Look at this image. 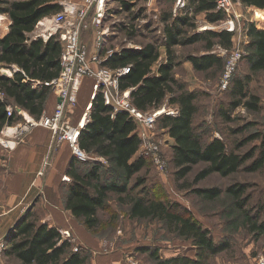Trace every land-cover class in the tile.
I'll return each mask as SVG.
<instances>
[{"label": "rangeland", "instance_id": "obj_1", "mask_svg": "<svg viewBox=\"0 0 264 264\" xmlns=\"http://www.w3.org/2000/svg\"><path fill=\"white\" fill-rule=\"evenodd\" d=\"M0 1L10 3L13 0ZM255 10L264 12V9L243 6L240 0H231L228 11L224 12V20L210 24L204 13H195V5L191 0H105L100 26L98 28L92 26L91 17H88L80 32V44L86 50L88 49L92 55H97L99 52L101 58L107 52H119L124 48L140 49L146 45H154L159 53L158 62L155 64H160L165 63L167 59L164 31L175 19H188L187 26L178 25L182 33L179 36L181 41L207 31L225 32L219 25L233 20L235 32L230 33L232 46L229 50L222 48L217 42H212L214 43L212 48L207 50V43L204 40L172 47L171 53L175 63L172 76L185 91L193 92L196 95L197 110L193 118V127L202 144L209 143L212 139H219L223 141L228 151L244 154L258 145V141L245 144L236 150L237 144L248 136L264 130V70L250 71L246 59L252 51L248 46L250 42V38L247 36L249 27L254 26L257 30L264 27V22L260 23L253 20ZM2 16L5 19L0 21V38L7 33L9 26L7 17ZM169 16L172 17V20L165 21V18ZM50 21L51 17H48V23H45L43 30L52 27ZM34 31L37 32V29L35 28ZM34 31L28 36V40L33 36ZM236 50L242 53V56L234 68L231 82L243 80L244 91L247 90L249 97H256V110L245 108L243 106L245 100H242L241 104L234 108L233 103L239 101L238 97L231 92L234 82L232 87L230 85L229 91L222 92L219 89L227 60ZM206 54L221 58V65L219 67L214 66L205 72L195 71L191 63L187 61V57H199ZM155 64L152 73L156 71L157 65ZM0 74L11 76V72L7 69H1ZM50 96H55L51 90ZM73 106L75 105L68 106L64 111L63 121L65 125L70 122V112ZM55 107L56 100L49 116L54 114ZM159 108L177 110L178 112L176 105L169 104L168 97L165 98ZM26 115V119L31 118L37 121L27 113ZM161 117L156 121L153 128L148 130L147 135L159 146V154L164 163V168L156 167L151 157L144 156L145 167L127 183L128 187H131L136 177L144 180L143 186L134 191L132 195H137L142 190L144 195L148 193L153 198L178 204L181 208L175 210L177 213L184 215L183 209H186L194 220L208 231V237L213 243L227 246L224 251L209 256L203 261L205 264H256L258 259L264 258V235L259 236L256 232H251V223H246L245 217L246 215L253 219L257 217L256 224L263 220L257 214L264 194V168L257 172H246L242 169L250 164L247 162L242 169L230 176L221 177L218 174H211L203 180L194 182L195 175L206 167L205 164L200 163L193 167L184 179L177 180L176 170L171 161L173 141L167 135L166 130L160 128ZM26 124L25 118L18 115L14 125L4 127L0 132V264H17L13 258L5 255L4 252L7 248L6 238L9 237L11 230L10 222L12 218L18 217L21 210L29 206L30 200L37 193L39 178L41 179L46 172L49 177L55 173L58 150L63 143L68 144L65 140L60 141V138L54 139L53 131L44 128L47 132V145L45 152L39 155L38 170L32 177L34 179L32 185L35 183L34 191L27 202L25 201L16 213L10 215V199L7 195L6 179L14 173L8 169L7 164L15 147L23 145L31 130L36 128L21 131ZM9 128L15 130L11 136L9 132H6ZM10 142L15 144L12 149H10ZM53 148L55 150L51 153ZM141 150L139 149L136 158L142 157L140 156ZM70 155V159L74 157L78 160L72 151ZM87 156L90 158L87 157L86 161L78 160L83 165L78 166L77 171L84 172L89 163L97 160L101 165L102 180L119 183L125 181L123 172L110 162L102 158ZM48 159L51 161L49 166H47ZM66 168L67 166L65 169L58 170V175L53 180L54 185L60 183L57 187L61 202L69 184L62 181L63 176L68 177L65 174ZM233 185H241L245 188L243 197L246 199V205L243 211L237 209L234 199L225 192L227 187ZM206 189H217L221 191V194L210 200L195 192ZM143 193L141 194L143 195ZM45 196L48 201L49 196L47 194ZM44 204V197L40 196L28 211L31 214L30 218L35 220L37 224L43 223L48 213ZM52 204L56 203L53 202ZM128 212L129 206L120 204L117 197L110 194L104 208L97 212L99 224L95 230L88 232L80 220L74 219L76 225L85 229L95 243L86 251L89 255L88 264H157L155 258L149 254L150 251L154 250H156L159 261L177 257H186L192 261L203 260L200 256L201 251L193 245L194 242L191 239L178 236L173 231V227L171 230L165 222L158 219H132ZM259 213L263 216L261 212ZM74 239L75 242H69L72 246V252L73 248L81 247L77 245L75 237Z\"/></svg>", "mask_w": 264, "mask_h": 264}, {"label": "trees", "instance_id": "obj_2", "mask_svg": "<svg viewBox=\"0 0 264 264\" xmlns=\"http://www.w3.org/2000/svg\"><path fill=\"white\" fill-rule=\"evenodd\" d=\"M58 0H13L10 3L0 1V15L9 20L7 33L0 38V70L7 69L11 76L0 74V132L4 127L14 125L18 118L15 111L8 117V106L21 109L30 117L38 120L45 110V104L50 94V88L44 83L57 78L60 72L61 44L56 37H50L46 42L36 39L27 44V36L35 30L37 24L46 17H50L62 10ZM195 5V13H204L210 24L221 22L225 13L217 10L218 0H191ZM246 7L264 9V0H240ZM4 6V7H3ZM126 6V5H125ZM172 17L165 18V21ZM179 24L187 26L188 19H175L168 28H165L164 45L166 61L158 66L157 72L152 73V66L158 61L159 53L154 45H146L140 49H121L113 53L102 66L111 70L129 67V72L118 80V90H130V101L140 111L147 112L160 107L165 98H169L170 105L178 107L175 117L162 116L161 129L173 141L172 164L175 168L177 180L184 179L196 165L203 163L205 168L200 170L194 182L205 179L211 174L227 177L250 164L242 170L257 172L264 168V130L254 133L237 144L236 150L253 141H258L250 151L239 154L228 151L223 141L212 139L202 144L193 127V118L196 114V95L187 92L175 81L172 76L175 63L171 48L177 45L192 44L206 41L207 50L217 42L222 48L229 50L232 46V35L227 32L214 33L207 31L197 34L185 41L179 40L181 29ZM247 36L250 38L251 54L247 56L250 71L264 70V30L249 27ZM193 69L205 72L221 65V58L215 55L187 57ZM9 73V72H8ZM10 74V73H9ZM243 80L231 82L234 96L238 102L234 108L245 100L243 106L256 110V97H249L244 91ZM230 87V88H231ZM229 88V90H230ZM228 90V91H229ZM252 100V101H251ZM106 106L100 92L95 94L91 101L89 120L80 131L77 143L78 148L86 155L102 158L120 169L125 177L123 183L106 182L102 180L97 160L88 164L84 172L77 171L83 163L74 157L69 160L65 174L70 178L63 197V207L69 211L75 220H80L83 227L93 231L98 227V210L105 206L108 195L117 197L120 204L129 206V215L132 219H158L166 223L167 227L180 237L191 239L200 249L201 260L192 261L186 257L171 258L159 261L156 250L150 251L157 264H205L209 256L224 251L226 245H217L208 237V231L202 228L189 211L183 209L184 215L175 211L181 208L178 204L169 203L152 196L144 195L142 190L137 195L134 191L141 188L144 180L137 178L133 186L128 187V181L136 176L145 167L144 157H135L141 142L136 134V124L126 113H116ZM196 193L213 200L221 191L217 189L196 190ZM225 192L234 199L237 209L243 211L246 205L244 199L245 188L233 185ZM143 193V195L141 194ZM261 212L263 214L260 215ZM257 216L262 222L256 224L258 218L246 215V223H251V232L259 236L264 235V194ZM27 212L21 220L10 230L6 238L5 255L13 258L17 264H88L87 250L72 252L69 242L62 237L55 227L47 223H39L30 218Z\"/></svg>", "mask_w": 264, "mask_h": 264}, {"label": "built area", "instance_id": "obj_3", "mask_svg": "<svg viewBox=\"0 0 264 264\" xmlns=\"http://www.w3.org/2000/svg\"><path fill=\"white\" fill-rule=\"evenodd\" d=\"M230 1L218 0L217 10L227 12ZM104 5L105 0H83V4L79 9H64L62 12L53 15L51 17V28L43 30L44 25L38 23L35 27L37 32L35 31L33 40L42 39L43 42H46L50 37H56L61 44L59 75L52 81L44 83L56 97L55 111L52 116H47L43 112L40 118L34 121L31 118L26 119V113L21 109L14 108L13 110L12 107L8 106L6 108L8 117L15 111L19 116L25 118L27 124L22 127L21 131L34 127L51 129L55 134L54 139L60 138V141H67L73 155L79 161H86L89 156L78 148L77 138L89 120V109H86L87 111L83 115L84 120L82 119L76 127L65 125L63 116L68 106L75 105L76 95L82 80L84 78H91L94 81L92 85L94 96L98 92L102 94L104 104L113 110L112 116L119 112L126 113L136 124V134L141 142L139 149H142L140 156L151 157L156 167L163 169L164 163L160 158L159 146L147 135V132L153 128L161 116H177V110L157 108L150 110V112H143L135 108L130 101V91L120 92L118 90V80L129 72V67L116 70L102 67L101 64L103 61L114 52H107L102 60L99 54L88 57L86 48L80 44V32L86 24L87 18L91 17V25L98 28L101 24ZM219 27L227 33L233 34L235 32V23L233 20L226 21L219 25ZM241 56L242 53L238 50L229 56L225 72L220 80V91L225 92L230 88L232 76L235 71L234 68L241 59ZM92 64L98 65V68L93 69L91 67ZM62 181L69 183L70 178L63 176ZM59 233L62 240L70 243L75 242L70 231L60 230ZM81 250L86 249L82 246L73 248V252ZM256 264H264V258L258 259Z\"/></svg>", "mask_w": 264, "mask_h": 264}, {"label": "crops", "instance_id": "obj_4", "mask_svg": "<svg viewBox=\"0 0 264 264\" xmlns=\"http://www.w3.org/2000/svg\"><path fill=\"white\" fill-rule=\"evenodd\" d=\"M56 3L62 7V10L60 11L62 12L64 9H70V10L79 9L83 4V0H58ZM256 11L258 10H255V12ZM255 12H254V16H255ZM253 20H255L254 17ZM45 21H48V17L44 18L39 23H42L45 26ZM262 22L264 21H260V23ZM261 30H264V27ZM28 36H27V44L31 41H34L33 36L29 40H28ZM117 52L118 51H114V53ZM87 54L88 57L93 56L92 54L89 53L88 49H87ZM97 54H99V52H97ZM104 57L105 55L102 56L103 59ZM160 64L159 63L155 64L157 65V67L154 73L157 72V68ZM91 67L93 69H97L98 65L92 64ZM93 82L94 81L91 78H84L82 80L78 93L76 95L75 106H73L72 111L70 112L71 118H70V122L68 123L70 127H76L79 121L81 120V117L84 115L86 109H90L92 94H93L92 91ZM55 100H56L55 96L54 97L50 96L46 101L45 110L43 112L48 116L51 113V109L54 107ZM46 145H47L46 130L42 127H36L31 130V133L29 134L27 141L24 142L23 145H18L17 147H15V149L10 154L7 165H8V169L9 170L11 169L14 173L11 177L9 176L6 179L7 195L9 196L10 199V210H9L10 215L12 213H16L21 208L20 206L25 201L27 202V199H29V197L32 195L35 186V183L32 185L33 183L32 180H34L32 179V177H34V174L38 170L39 155H42L45 152ZM54 150L55 148L52 149L53 152ZM52 151L50 152L52 153ZM70 152H71L70 147L68 146L67 143H63L60 146L56 158L57 166L55 173L49 177L48 173L46 172L44 173V175H42L41 179L39 178L37 193H35V195L30 200L29 203L31 204L35 199L39 198L40 196H43L45 203L44 207H46V209L48 210V213L44 218L45 220L43 222L47 223L48 226L50 227H55L56 229H58V231H60L61 229L69 230L72 233V235L76 238L77 245H80L86 250H88L91 248L90 246L95 244L93 239L90 238L88 232H86L85 229L76 225V222L74 218L71 216L70 212L64 209L62 203L63 201L61 202V200H59V193L57 186L60 183H57L55 185L53 184V180H55L58 175V170L65 169V167L67 166L68 161L71 157ZM49 159L47 162V166L51 165V161ZM46 168L45 170H47ZM46 194L49 196L48 201L45 196ZM53 202H55L56 204H52ZM25 209L20 211L18 217H16L15 219L12 218L10 222V229L18 221V219L24 213Z\"/></svg>", "mask_w": 264, "mask_h": 264}, {"label": "bare ground", "instance_id": "obj_5", "mask_svg": "<svg viewBox=\"0 0 264 264\" xmlns=\"http://www.w3.org/2000/svg\"><path fill=\"white\" fill-rule=\"evenodd\" d=\"M4 19H5V17H3L2 15H0V21H3ZM254 19H255V21H259V22H260V21H264V12L256 11V12H255ZM45 23L47 24L48 21H45ZM49 23H50V22H49ZM93 97H94V93L92 94V99H93ZM88 108H89V107H88ZM86 111H87V110H86ZM86 111H85V112H86ZM25 116L27 117V115H25ZM82 119L84 120L83 116L81 117V120H82ZM81 120H80V121H81ZM80 121H79V122H80ZM6 132H7V133L9 132V133H10V136H11V135H13V133L15 132V130L12 129V128H9V129L6 130ZM7 133H6V134H7ZM14 145H15L14 143L10 142V149H12V148L14 147Z\"/></svg>", "mask_w": 264, "mask_h": 264}, {"label": "water", "instance_id": "obj_6", "mask_svg": "<svg viewBox=\"0 0 264 264\" xmlns=\"http://www.w3.org/2000/svg\"><path fill=\"white\" fill-rule=\"evenodd\" d=\"M58 102H59V100H58ZM51 151H52V149H51ZM36 200V199H35ZM34 200V201H35ZM34 201L25 209V211H24V213L21 215V217L18 219V221L11 227V229L21 220V218L25 215V214H27V212L30 210V208L32 207V205L34 204Z\"/></svg>", "mask_w": 264, "mask_h": 264}]
</instances>
